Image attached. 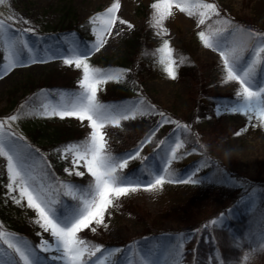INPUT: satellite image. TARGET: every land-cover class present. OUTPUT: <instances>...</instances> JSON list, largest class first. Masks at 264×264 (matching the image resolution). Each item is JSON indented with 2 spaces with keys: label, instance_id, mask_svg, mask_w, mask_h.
<instances>
[{
  "label": "rangeland",
  "instance_id": "1",
  "mask_svg": "<svg viewBox=\"0 0 264 264\" xmlns=\"http://www.w3.org/2000/svg\"><path fill=\"white\" fill-rule=\"evenodd\" d=\"M113 2L115 0H4V3L0 4V19H7L9 16L15 17L16 22L12 30L13 32L15 29L31 28L35 33H28L24 37L32 49L30 53H23L24 65L13 68L0 78V119H6L13 114L37 111L42 104L47 103L49 100L56 102L61 95L79 90V80L83 74L82 69H77L74 65H65L62 57L73 46V43L81 47L85 45L88 47L92 46L96 40V35L93 31L94 26L90 22V18L102 14ZM119 2L121 6L116 15L120 19L127 20L132 27L129 28L127 25L119 23L115 24L112 28V35H105L107 42L100 51L90 55L89 63L91 66L104 72L112 71L108 68L101 69L96 67L91 61L106 57L109 59V63L115 64L114 60L118 61L120 57L125 55V41L133 38L135 34L142 33L153 40L158 51L163 46L164 40L169 41L171 48L174 46L186 47L188 51L193 53V56L200 64L201 76L203 77L205 87L212 94H232L235 96V92L239 90V85L237 82H226V72L223 69L219 51L205 47L198 38V32L200 31H205L207 34L210 30L215 31L223 28L216 25L217 19V21L214 20L206 23L204 28H201L202 25L198 24V11L200 10L194 8L193 12L195 14L189 16L186 12H181L179 9L173 7L171 15L167 16L162 22V27L157 28L153 26L156 10L151 7L155 0H119ZM189 2L196 3L198 0H189ZM203 2L216 4L219 12L229 18H238L249 22L256 28L264 29V0H203ZM215 16L209 13L210 19H206V22L207 20H212ZM96 27H100L99 21H97ZM77 29L79 31L81 29L85 30V39L80 38L81 36L78 34ZM252 45L256 49L264 45V41L255 38ZM6 55L7 50L5 46L0 44V62H2L3 57ZM29 56L44 62L31 63L28 60ZM162 56L163 53L159 51V54L157 53L152 61V65L146 71H143L142 75L138 76L139 82L138 87L134 89V96L139 98L145 97L163 111L175 115L180 122L186 124L187 129H192L198 136H204L203 140L208 141L213 139L219 160L235 175L246 178L255 176L264 179V126L260 124L258 114L254 115L253 119L249 121L243 114L226 112L222 107L225 104L219 103L214 106L213 114L195 117L193 104L188 95L191 87L189 78L178 73L177 64L174 65L176 78H170L164 71V64L160 62ZM173 59L176 61L174 57ZM246 59H252L250 53H246ZM257 64H259V67H257L255 83L260 85L264 84V63L260 61ZM52 69L62 71L71 77L74 80L73 86L56 90H43L35 95L28 94L30 95L28 98L22 94L23 92L20 89L13 92V87L26 82L27 78L39 80L47 71ZM124 75L121 80L124 78ZM107 86L108 83L101 85L97 95L102 103L110 105L111 102L103 100L101 96L107 91ZM121 93L123 94L124 91H121ZM12 94H14L12 111L6 114L8 112L7 108L10 106ZM123 101L119 100V103ZM160 120L159 113L146 115L142 118V122L147 127V132L135 149L139 147L142 141L147 140L151 136L153 129L156 128ZM59 123L61 125L72 124L80 127L86 131L87 136L91 131L87 121L81 122L74 117L61 119L58 116L42 115H21L20 119L13 122L11 127L17 135L23 136L25 135L24 130L31 128L30 126L32 125H42L40 128L48 132L49 130H53L55 126H58ZM170 126L171 123L160 127L155 136L152 137L151 143L144 145L141 151V159L130 161L129 166L135 163L139 164L143 159H152L155 155L159 159V166L163 168L166 149L176 139L182 140L183 147L178 150L177 159L174 161L184 163L196 158L199 153L195 151L194 147H185L183 138L180 136V128L176 126L173 130L175 132L173 135L167 134L166 131ZM116 128L118 126L107 125L103 129L110 151L114 141L112 138L117 131ZM41 129H36V131L39 133ZM238 131L241 132V135L236 136L235 133ZM169 137H172V139L168 140L161 148H157L160 140H167ZM68 143L63 144L60 149ZM111 153L116 155L114 151H111ZM58 157L63 161V174L66 177V180L63 179V181L68 182L67 178L76 176L74 174L69 175V172L65 171V169L71 170L73 167L71 157L62 159L59 151ZM79 170L85 171L84 168H80ZM138 170H141L140 166L137 168V173L132 176L139 175ZM174 175V173L166 175V180L179 181L186 180L189 177L193 178V171H184L176 176ZM1 176L5 178L2 179L1 184L5 189V202L8 201L10 203L8 209L10 216L13 220L27 224L30 229L29 232L33 233L35 237V240H31L29 236L28 238L16 240L32 246L38 244L41 238L49 239L48 233H45L37 223L38 217L35 210L27 207L26 199L21 201L20 204H16L10 198L8 194L9 190L6 187L9 183L6 158L3 157H0ZM195 188L194 183L166 182L162 188L157 190H140L129 196L121 197L115 201V207L110 208L105 214L104 224H93L92 227L96 228L95 232L91 228L85 229L80 233V236L88 242H93L94 237L98 241L104 240L118 243L107 246L94 244L101 246L102 249L101 253H98L97 257L94 258L97 260V264H112L118 255H124V264H130L134 254L137 255V261L140 260L141 264H145L150 253L148 254V248L138 246V236L142 234L145 227L164 208L170 206L174 201L191 195ZM12 195L19 198L18 191L13 192ZM61 199L63 200V196H61ZM68 204L71 203L68 202ZM127 204L134 206L140 214L136 215L130 210L123 209L125 205L128 207ZM195 212V214L190 212L186 216L176 215V217L171 218H160L153 225V228L171 230L189 227L192 229L198 225L197 222L201 220L200 218L208 219V216L205 215L207 209ZM8 229L9 227L6 223L0 222V230L11 233ZM234 242L237 243L238 240L236 239ZM0 248H3L1 243ZM116 249L120 251L115 252L114 250ZM132 249H134V253ZM5 251L10 250L5 249ZM110 253H113V255H109ZM157 253L160 256L161 264H165L167 253L162 251H158ZM9 254L13 258H18V255L15 253L9 252ZM53 255H56V253H42L44 257ZM217 258L219 259V256ZM181 263L185 264L184 261H181ZM43 264H58V262L44 259ZM148 264H158V262H148Z\"/></svg>",
  "mask_w": 264,
  "mask_h": 264
},
{
  "label": "snow or ice",
  "instance_id": "2",
  "mask_svg": "<svg viewBox=\"0 0 264 264\" xmlns=\"http://www.w3.org/2000/svg\"><path fill=\"white\" fill-rule=\"evenodd\" d=\"M3 3L4 0H0V4ZM120 6L119 0H115L102 14L90 18L96 35V40L91 47L86 45L81 47L73 43L62 57L65 65H74L75 68L82 69L79 90L61 95L56 102L49 100L37 111L13 114L6 119H0V157L6 158L8 194L16 204L26 199L27 207L34 209L37 214V223L49 235V239L41 238L38 244L30 246L18 242L13 234L0 230V242L12 253L18 255V258H13L8 251L0 248V264H43L44 259L56 261L58 264H97L94 258L101 253V246L89 244L81 238L80 233L89 228L95 232L96 228L92 227L93 224H104L105 214L110 208L115 207L116 200L140 190H157L166 182H198L192 177L179 181L166 180V175L171 173V164L177 159L178 150L183 147L180 139L174 140L166 149L163 168L157 163L155 167L138 170L140 174L136 176L124 172L130 161L141 159L144 145L151 143L152 137L160 127L169 123H175L177 128L187 127L172 121L163 112L159 113L161 120L153 129L151 136L142 141L138 148L117 155H113L109 150L103 131L107 125L120 126L122 121L135 119L138 115L156 113L155 106L148 104L142 97L129 105H109L98 99L97 94L101 85L109 81H119L125 74L119 69L104 72L89 63L90 55L100 51L107 42L105 35H112L115 24L132 27L127 20L120 19L116 15ZM151 7L156 10L153 26L157 28L162 27V22L171 15L173 7L186 12L189 16L195 14L194 8L200 10L198 11L199 25H204L206 19H210L209 13L220 15L216 4L205 3L203 0H198L196 3H190L189 0H155ZM97 21L100 23L99 28L96 27ZM15 22L14 16L0 19V44L7 50V55L0 62V78L13 68L23 66L25 63L23 53L32 51L24 37L28 33L35 34L34 30L15 29L13 32ZM221 23L224 25L223 28L210 30L207 34L205 31H200L198 38L205 47L219 51L223 69L226 72V82H237L239 85V90L235 92L236 101L222 107L226 112L245 115L249 121L258 114L260 124L264 126V84L255 83L258 61L246 59V49L243 46L244 30L234 26L228 19L222 20ZM249 35L264 41V34L252 31ZM159 51L163 53L160 62L164 64V71L170 78L175 79L176 61L173 59V49L168 40L163 41ZM252 51L256 57H260L264 54V45ZM28 60L31 63L44 62L31 56ZM21 115L58 116L61 119L74 117L81 122H88L91 131L83 141L70 142L58 150L62 159L71 157L73 167L71 170L65 169L69 175L74 174L80 177L90 175L92 179L87 186L66 181H60L56 185L46 183L48 172L45 169L50 168V165H47L43 156H39V160L45 164V169L30 163L39 155L38 150L33 149L26 142L22 143L23 137H19L12 130V123L18 121ZM235 135L239 136L241 132L238 131ZM171 139L172 137L160 140L157 148H161ZM80 168H84L85 171H80ZM17 191L19 198L12 195ZM61 196L69 197L74 203H65ZM261 241L264 245V236L261 237ZM50 252L56 255L42 256V253ZM145 264L148 262L145 261Z\"/></svg>",
  "mask_w": 264,
  "mask_h": 264
},
{
  "label": "trees",
  "instance_id": "3",
  "mask_svg": "<svg viewBox=\"0 0 264 264\" xmlns=\"http://www.w3.org/2000/svg\"><path fill=\"white\" fill-rule=\"evenodd\" d=\"M215 18L218 20H216V25L219 27H224L221 21L228 19L232 21L234 26L244 30L243 46L246 51H251L253 48L254 38L249 35L250 32L255 31L264 34V29L256 28L249 22L238 18L232 19L222 13ZM210 21H214V19L208 22ZM77 32L81 38H84V29H81V31L77 29ZM156 55L155 43L144 34L139 33L125 41V55L120 57L118 61L114 60L115 64L109 63L110 61L106 57L92 60L91 62L101 69L114 70L120 68L125 72L122 80L108 82L107 91L101 95L103 100L110 101V105L135 103L139 98L135 97L133 93L134 89L138 87V76L142 75L143 71H146L152 65ZM173 56L178 64V73L190 80L191 87L188 95L193 104L195 117L213 114L216 104L230 105L236 101L235 96L232 94H212L205 87L200 64L186 47H174ZM66 75L62 71L52 69L47 71L39 80L27 78L26 82L13 87V92L20 89L23 92L22 94L28 98L30 96L28 94L35 95L43 90L72 87L74 80ZM121 91H124V93L122 94ZM13 97L14 94L11 96L10 106L7 108L8 112L6 114L12 111ZM143 98L148 104L155 106L156 113L163 112L172 121L186 126L175 115L163 111L152 101ZM119 100L126 101L119 103ZM144 116L146 115H138L135 119L121 122V126L116 128V134L112 138L114 141L111 151H114L116 155L122 154L139 144L147 132V127L142 122ZM41 126L38 124L32 125L31 128L24 130L25 135L18 136L23 137L22 143L26 142L33 149L38 150L39 155L30 163H35L39 168L45 169V164L39 160V156H43L47 165H50V168L45 169L48 172V181L59 183L66 177L63 174V161L58 157V150L65 143L83 141L87 134L84 129L72 124L61 125L59 123L58 126L48 132L42 130ZM175 127L176 124L171 123L167 134L173 133ZM36 129L41 130L38 133ZM180 131V136L183 138L186 148L194 147L200 155L190 163L173 162L170 167L171 173L176 176L180 172L196 168L193 175V179L198 181L194 183L196 188L191 195L174 201L170 206L164 208L138 236V245L148 248L150 256L159 255L158 251L167 253L165 264H182L181 261H184L185 264H264V245L261 241V237L264 236V179L255 176L246 178L235 175L219 160L213 139L203 140L204 136H198L192 129L184 127H181ZM147 165L155 167V164L143 159L140 164L128 166L124 172L134 175L137 173L139 166L144 169L147 168ZM0 179V222L6 223L9 230L17 237L28 238L29 236L31 240H35L34 234L29 232L30 229L27 224L13 220L10 216L8 210L10 203L5 202V189L1 184L2 179L5 178L1 176ZM67 180L75 185L87 186L91 181V177L86 174L83 177L72 176ZM68 202L74 203L67 197L65 203ZM127 205L128 207L125 205L123 209L130 210L136 215L140 214L134 206ZM205 209H207L205 215L208 216V219L200 218L201 220L197 222L198 225L192 229L182 227L162 231L153 228V225L160 218H171L176 217V215L186 216L190 212L195 214V211ZM236 239L238 240L237 243L234 242ZM93 240V242L89 241L91 245L118 244L104 240L98 241L94 237ZM132 252L134 253V250ZM217 256H219V259ZM115 259L118 263L122 261V257L119 255ZM115 261L113 264H115ZM136 261L137 255L134 254V261L131 264H135Z\"/></svg>",
  "mask_w": 264,
  "mask_h": 264
}]
</instances>
